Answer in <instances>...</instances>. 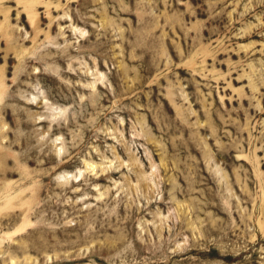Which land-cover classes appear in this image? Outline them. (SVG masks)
<instances>
[{
    "label": "rangeland",
    "instance_id": "rangeland-1",
    "mask_svg": "<svg viewBox=\"0 0 264 264\" xmlns=\"http://www.w3.org/2000/svg\"><path fill=\"white\" fill-rule=\"evenodd\" d=\"M0 264H264V0H0Z\"/></svg>",
    "mask_w": 264,
    "mask_h": 264
},
{
    "label": "bare ground",
    "instance_id": "bare-ground-1",
    "mask_svg": "<svg viewBox=\"0 0 264 264\" xmlns=\"http://www.w3.org/2000/svg\"><path fill=\"white\" fill-rule=\"evenodd\" d=\"M78 174V173H77Z\"/></svg>",
    "mask_w": 264,
    "mask_h": 264
}]
</instances>
